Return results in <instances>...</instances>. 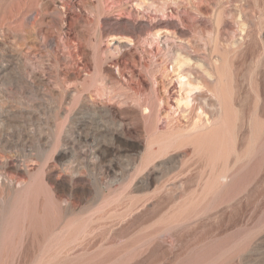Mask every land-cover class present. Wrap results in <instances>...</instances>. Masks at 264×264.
Listing matches in <instances>:
<instances>
[{
  "label": "rangeland",
  "instance_id": "374dc122",
  "mask_svg": "<svg viewBox=\"0 0 264 264\" xmlns=\"http://www.w3.org/2000/svg\"><path fill=\"white\" fill-rule=\"evenodd\" d=\"M0 264H264V0H0Z\"/></svg>",
  "mask_w": 264,
  "mask_h": 264
},
{
  "label": "bare ground",
  "instance_id": "6f19581e",
  "mask_svg": "<svg viewBox=\"0 0 264 264\" xmlns=\"http://www.w3.org/2000/svg\"><path fill=\"white\" fill-rule=\"evenodd\" d=\"M219 60V59H218ZM184 61V60H183ZM179 63H180V65L181 64H183L184 62H182V60H180L179 59ZM209 77H211L212 76V74H209L208 75ZM207 76V77H208ZM183 77V79L185 78L184 76H182ZM186 84L188 85V86H190V88H189V93H188V95L185 97V99H183L182 100V102L184 103V105L186 106V107H188L189 105H190V103H192V98H191V93L193 92V91H195L196 89H198L199 88V86L198 85H195V84H193V83H191V82H186ZM182 103V104H183ZM180 105H181V103H180ZM206 122H208V121H206ZM200 124V123H199ZM206 128V127H205ZM198 129V130H197ZM203 129V128H202ZM199 130H201V126H199L198 125V122L196 121V122H194L191 126H190V128H189V134L190 135H194V134H196V132L197 131H199ZM198 133V132H197Z\"/></svg>",
  "mask_w": 264,
  "mask_h": 264
}]
</instances>
